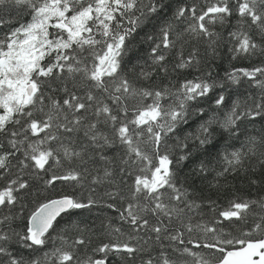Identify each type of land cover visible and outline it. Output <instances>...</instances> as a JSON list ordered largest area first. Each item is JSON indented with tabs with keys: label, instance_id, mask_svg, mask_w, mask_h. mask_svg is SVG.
I'll use <instances>...</instances> for the list:
<instances>
[{
	"label": "snow or ice",
	"instance_id": "obj_1",
	"mask_svg": "<svg viewBox=\"0 0 264 264\" xmlns=\"http://www.w3.org/2000/svg\"><path fill=\"white\" fill-rule=\"evenodd\" d=\"M0 264H264V0H0Z\"/></svg>",
	"mask_w": 264,
	"mask_h": 264
}]
</instances>
